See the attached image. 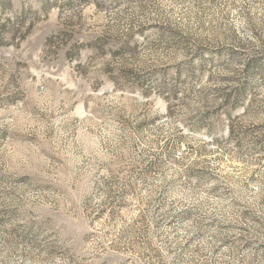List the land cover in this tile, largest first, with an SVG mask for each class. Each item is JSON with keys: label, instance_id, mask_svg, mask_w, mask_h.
<instances>
[{"label": "rangeland", "instance_id": "obj_1", "mask_svg": "<svg viewBox=\"0 0 264 264\" xmlns=\"http://www.w3.org/2000/svg\"><path fill=\"white\" fill-rule=\"evenodd\" d=\"M0 264H264V0H0Z\"/></svg>", "mask_w": 264, "mask_h": 264}]
</instances>
